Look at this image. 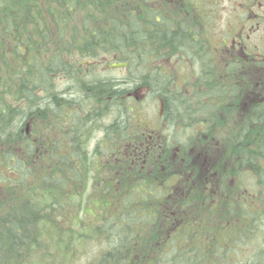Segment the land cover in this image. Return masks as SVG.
<instances>
[{
	"label": "trees",
	"instance_id": "1",
	"mask_svg": "<svg viewBox=\"0 0 264 264\" xmlns=\"http://www.w3.org/2000/svg\"><path fill=\"white\" fill-rule=\"evenodd\" d=\"M156 1L0 0V264H264V53L220 68L198 23ZM178 2L207 25L200 0ZM178 51L197 56L193 90L154 64ZM102 56L128 75L83 78ZM143 87L164 135L132 124Z\"/></svg>",
	"mask_w": 264,
	"mask_h": 264
},
{
	"label": "rangeland",
	"instance_id": "2",
	"mask_svg": "<svg viewBox=\"0 0 264 264\" xmlns=\"http://www.w3.org/2000/svg\"><path fill=\"white\" fill-rule=\"evenodd\" d=\"M202 9L201 12L205 14V21L207 25H203L198 15L200 7H194L191 9L188 6L183 7L178 0H161L156 1L155 6L160 10H168L174 12L176 16L186 17L187 19H194L201 28V35L205 37L212 52L216 58V61L220 62V68L227 65V59L247 58V52L262 54L264 53V0H200ZM80 8L77 15L81 13ZM83 15H81V18ZM206 24V23H205ZM187 51H178L173 56L163 57L157 59L154 64L162 67L164 70L173 73L176 82L185 88L193 90V84L189 81L196 80V74L200 71V66L197 60V56L190 54ZM259 56V55H258ZM115 62V60L105 56L99 57L94 64V72L90 73V70L81 75L85 79H92V77H110L116 82L121 81L128 75V69L126 67H108V64ZM117 62V61H116ZM260 72L255 68V72ZM264 68L261 69V72ZM189 77V80L185 79ZM73 80L67 75H57L56 85L59 91L67 88L69 85L72 87ZM257 86V85H256ZM69 88V87H68ZM251 89V88H250ZM248 91L255 92V90ZM76 91H73L75 93ZM254 95V94H253ZM128 98V105H133L136 111L133 112L132 124L138 127V131L144 132L143 134H152V128L162 120V125L159 129V133L165 134L167 130L166 119L162 117V100L160 97H151L148 93V88L143 87L133 92ZM255 96V95H254ZM249 99L244 96L241 103L248 104ZM244 110V108H243ZM241 112V111H240ZM240 117V113H238ZM242 118V117H241ZM238 119H226L223 124L211 132L208 139V143L214 146L213 151L223 152L226 150L225 141H229L232 137V133L238 126ZM111 120V119H110ZM171 130V129H170ZM102 132L95 133L91 140V148H95L99 139L102 137ZM146 140V139H145ZM190 154L194 157V163L198 167H201L202 172L207 168H211V160L208 158L207 148L202 144H195L190 147ZM175 150H179L175 148ZM175 156V154H174ZM209 168V169H210ZM247 175L252 176L254 179L258 174L253 172L252 168H247ZM218 174V172H215ZM245 178H248L247 176ZM258 179V178H257ZM256 179V180H257ZM255 180V181H256ZM179 187V186H178ZM95 210V208H94ZM90 255H86L84 258H88ZM87 260H83L86 262Z\"/></svg>",
	"mask_w": 264,
	"mask_h": 264
},
{
	"label": "water",
	"instance_id": "3",
	"mask_svg": "<svg viewBox=\"0 0 264 264\" xmlns=\"http://www.w3.org/2000/svg\"><path fill=\"white\" fill-rule=\"evenodd\" d=\"M128 63L127 62H113L109 64V67L114 68V67H123L126 66Z\"/></svg>",
	"mask_w": 264,
	"mask_h": 264
},
{
	"label": "flooded vegetation",
	"instance_id": "4",
	"mask_svg": "<svg viewBox=\"0 0 264 264\" xmlns=\"http://www.w3.org/2000/svg\"><path fill=\"white\" fill-rule=\"evenodd\" d=\"M183 79H185V77H184ZM178 85H179V84H178ZM187 91H189V90H187ZM146 140H147V139H146ZM145 143H147V142H144V141H143V143H142L141 145H144ZM148 144L150 145L151 143L148 142Z\"/></svg>",
	"mask_w": 264,
	"mask_h": 264
}]
</instances>
